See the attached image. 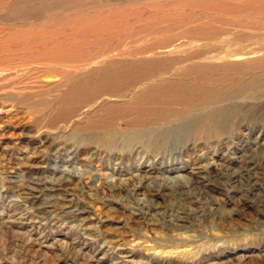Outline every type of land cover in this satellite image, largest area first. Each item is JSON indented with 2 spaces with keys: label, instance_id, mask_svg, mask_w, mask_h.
Segmentation results:
<instances>
[{
  "label": "rangeland",
  "instance_id": "rangeland-1",
  "mask_svg": "<svg viewBox=\"0 0 264 264\" xmlns=\"http://www.w3.org/2000/svg\"><path fill=\"white\" fill-rule=\"evenodd\" d=\"M0 264H264V0H0Z\"/></svg>",
  "mask_w": 264,
  "mask_h": 264
}]
</instances>
